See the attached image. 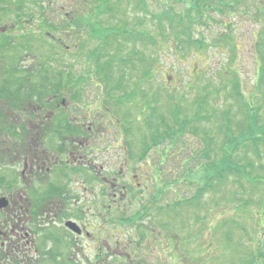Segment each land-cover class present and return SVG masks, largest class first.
Instances as JSON below:
<instances>
[{
  "label": "rangeland",
  "instance_id": "374dc122",
  "mask_svg": "<svg viewBox=\"0 0 264 264\" xmlns=\"http://www.w3.org/2000/svg\"><path fill=\"white\" fill-rule=\"evenodd\" d=\"M137 3L138 0H0V21L6 23L7 20H12L14 23L13 35L9 36L13 48L0 53L3 58L0 59V64L3 62L4 69L9 68L13 78L7 76V71L4 70L3 74H0V91H7L6 84L10 82L13 87L9 91L14 98L24 97L28 93L27 88L35 89L38 85H43L47 93L65 86L69 94L74 87L82 86H77L75 82L91 83V85L93 83L90 80L83 81L81 67H93L96 60L102 63L111 60L105 79L111 85L112 96L118 101H108L111 93L109 91L106 93L105 89H99V98L102 99V103L108 101L112 112H110V120L115 122L116 118H119L122 122L121 128L126 132L125 145L124 149L114 147L112 142L115 140L118 128L106 118L108 125L111 122L109 126L105 124L107 137L110 138L109 142L112 146L108 162L110 165L105 167L101 175L97 169L95 170L93 179L86 184L87 186L91 184L87 192L85 185L79 183L83 194L109 197L114 192L119 194L118 190L123 184H127L129 188L131 180L128 175L136 168L135 162H138V157L141 155L142 162L144 159H149L153 164L152 154L158 151L157 146L150 143V138L144 140L143 133L149 134V127L152 128V125L159 131H164L167 124L174 126L172 118L175 114H172L171 109L176 107L179 100H181L180 110L184 112L181 113V120L191 118L196 112L195 105L204 94L200 89L208 80L213 84L221 83L228 78H235L233 75L239 73L238 76H241L243 81L244 91L241 94L244 101L253 100L255 106L261 109L259 113H264V84L261 85L259 92L256 89L259 87L256 72L258 66L264 63L261 56L264 54V14L254 11L259 6V2H243L241 7H246L248 12L230 18L228 21L230 27L227 31H224L225 27L222 25L223 20H226L224 16L217 11L213 16L210 14L211 21L204 22L201 28L204 35L187 25L184 20L185 9L175 0H160V2L147 0L149 10L147 13L139 9ZM232 12L233 10L230 9L227 13ZM167 16L173 17L170 22ZM77 19L83 21L78 27ZM118 28H122L127 33L122 36L120 32L123 30ZM117 31L121 36L113 43L110 41L113 40L110 34L113 32L115 37L118 35ZM108 34L110 37L108 41L113 44L110 47H105L106 43L103 44L101 52L106 54H87L89 50L99 45V36L107 39ZM200 36L207 39L208 44L199 41ZM118 43L120 45H117ZM82 44H85L84 48H81ZM225 91L227 92L226 89ZM229 94L232 96L230 99L221 98V101L213 97L209 99L205 112H213V116L217 115L218 119L195 124L196 133L191 128L194 123H188L184 131L188 132L189 137L179 135L180 129L177 128L174 135L178 138L172 140V144L169 145L173 146L171 154H174L166 153L167 156L170 155L168 167L174 169L180 158L192 153L190 150L199 152L204 148V135H207L211 155H216L218 159L220 181L213 188L204 189L198 198H193L195 190L192 191V186L177 182L182 174L180 170L175 169L172 175L174 183L168 186L161 184L162 178L160 182L156 181L160 170L157 166L152 176L155 186L164 189L162 192L164 202H172L173 199L176 200L174 197H180L186 199V204L176 202L177 206L173 204L171 210L159 212L160 209L154 207V213L146 224L138 223V228L131 226L127 232L121 227L124 230L123 244L145 248L144 244L150 243V240L157 241L151 238L153 230L162 233L159 230L166 227L173 232L175 242L181 244L176 245L177 249L179 247L178 252L180 254V250L184 252L181 255L186 259L181 264H264L262 212L264 185L252 184L248 181L250 179L264 181V143H260L257 149L252 147L253 134L249 133L252 120L245 115V112L248 115L250 105L249 107L244 105L243 98H239L236 94ZM67 97L78 99L76 93ZM90 98L93 99L92 96ZM224 108H230V120L221 122L225 115ZM243 123L245 126L241 127ZM226 125L233 132L226 134L224 131L220 132V129ZM233 134L238 138H231ZM151 140L154 138L151 137ZM168 142L171 143L167 138L166 143ZM146 144L149 145L151 153L143 154L144 151L148 152ZM222 146L225 153H232L231 169L241 164L246 166L252 164L255 167L247 180L230 173L226 174L227 179L222 182L224 178L221 180V177L226 173L227 164L223 165ZM181 147L182 150L179 149ZM154 148H156L155 153ZM162 148L163 145L158 147L159 150ZM233 150L235 151L232 152ZM123 158L128 161L131 159V162L126 168L128 170L123 171L124 175H117L116 171H112L113 163L116 161L119 164ZM160 161L166 163L164 155H161ZM95 164L97 166V163ZM166 172L164 171L163 176L165 182L167 176L171 175ZM210 172L209 170L204 176L202 175V179L210 178L212 175ZM244 174H247V170ZM104 176H108L111 181L116 179L117 189L113 188L115 181L106 187L102 182ZM197 177L200 178L201 175L198 174ZM68 180L72 182L71 179ZM149 180H152L150 175ZM149 180L145 181L142 188L133 186V190L127 192L135 195L132 202L125 201L131 206L130 210L135 216L138 215V211H143L140 208L146 206L143 203L139 207L136 195L144 194L148 197L147 193L150 196L156 191L153 181ZM118 198L116 197V201ZM246 203L249 207L240 208ZM125 222H129L127 218ZM155 225L158 230L153 228ZM104 228H109V232L113 233L114 230L120 229V226L106 223ZM144 231L149 232L150 236H145L142 233ZM117 237L118 234L116 236L113 234L111 242L115 243ZM165 241L162 240L166 243ZM169 245H172L171 242ZM97 247L96 245L94 251L96 254ZM159 250L162 253V249ZM159 250L154 253L147 252L146 257L149 256L154 260H151L150 264H164V255L161 257L155 255ZM75 253L77 256L78 252ZM89 257H92L91 254ZM116 260L117 257H113L112 264ZM139 262L140 259L136 257L135 264Z\"/></svg>",
  "mask_w": 264,
  "mask_h": 264
},
{
  "label": "flooded vegetation",
  "instance_id": "af4514ba",
  "mask_svg": "<svg viewBox=\"0 0 264 264\" xmlns=\"http://www.w3.org/2000/svg\"><path fill=\"white\" fill-rule=\"evenodd\" d=\"M13 32L12 20L0 21V53L13 48L9 39ZM0 59L3 60L2 54ZM3 66L1 62L0 74L5 70L13 78L9 68ZM12 87L8 82L7 91H0V264H112L113 257H117L114 264H135L136 257L139 264H150L154 260L146 257L147 252L154 253L159 248L162 253L159 250L155 255H164V264L184 263L186 259L181 255L184 252H178L176 245L180 243L175 242L169 228L160 229L162 233L153 230L151 238L157 241L150 240L144 244L145 248L122 242L124 230L127 232L131 226L138 228L141 222L146 224L154 207L157 209L156 204L165 200L163 194L136 195L139 207L146 204L137 216L126 204L135 198L127 192L133 186L142 188L149 175L151 178L157 166L163 164L160 161L163 152L155 153L154 149L153 164L149 159L142 162L141 155H137L136 168L128 175L131 185L129 188L127 184L121 185L119 194L114 192L108 197L82 193L79 183L85 185L87 192L91 184H86L93 179L95 170L101 175L110 165L112 146L105 120L111 121V110L99 98L103 85L95 83L97 91L85 89L88 93L83 94L76 92L77 87L69 94L63 87L47 93L43 85H38L35 89L27 88L28 93L22 98L13 97L9 91ZM74 93L78 99H68L67 95ZM117 121V124L112 121L118 128L112 143L115 148L124 149L126 132ZM130 162L131 159L124 158L119 164L114 161L112 171L121 175ZM144 164L147 166L143 167ZM102 179L106 187L116 180L111 181L108 176ZM116 185L115 181L114 189ZM110 197L113 199L109 200ZM126 218L129 222H125ZM106 223L119 224L120 229L109 232V228H104ZM153 228L159 229L156 225ZM142 233L150 236L147 231ZM113 234L119 235L115 243L111 242Z\"/></svg>",
  "mask_w": 264,
  "mask_h": 264
},
{
  "label": "trees",
  "instance_id": "16d2710c",
  "mask_svg": "<svg viewBox=\"0 0 264 264\" xmlns=\"http://www.w3.org/2000/svg\"><path fill=\"white\" fill-rule=\"evenodd\" d=\"M158 1L160 2V0H158ZM175 1L177 3H179L180 5L182 3V6L185 9L184 20H185V22L188 23L187 25L189 27H194L196 32L201 31L200 28L203 25V23H202L203 19H207V21H209L210 20L209 15L212 14V16H213V14L216 13V11L221 13L224 16V18L226 19V20H223V23H224V26L226 27L225 31H227V29H229V27H230V22H228L230 18L235 17V16H239V15H243V14L248 12V9L246 10V7H241L243 2H245V1L259 2V6L254 11L264 14V0H175ZM147 5H148L147 0H138L137 7L139 9H142V11H144V13H147L149 11ZM230 9H232L233 12L228 14L227 12L230 11ZM182 16L184 17V15H182ZM167 18H168V21L170 22L173 17L167 16ZM174 19L176 21V18H174ZM176 22L178 24V21H176ZM82 23H83V21L80 22L77 19L76 26L78 27L79 24H82ZM72 28L75 29V27H73V25H72ZM118 29H122V28H118ZM104 31H102V32L103 33L108 32L107 30H106V32H104ZM116 33L118 35L115 37H114L113 32L110 34V36L113 39L110 41H113V43H114L116 38L120 37L121 35L124 36L127 32L123 30V32L122 31L120 32L121 35L119 34L118 31ZM97 35H98V33H97ZM98 39H100L99 45L96 46L95 49L89 50V52L87 54H106V53L101 52L102 51L101 48L103 47V44L106 43L107 46L104 45L105 47H110V45L113 44V43H110V41H108L110 39L109 34L107 36V39L101 38L100 36L98 37ZM199 41H201L202 43L208 44L207 39H203L202 36L199 37ZM100 45H102V46L99 47ZM117 45H120V43H118ZM84 47H85V44H82L81 48H84ZM261 56H262V60L264 61V54H261ZM109 61H111V60H109ZM109 61L102 63V62L96 60L95 61L96 64H94V65L99 66L103 69H106L110 66ZM106 63H107V65H106ZM263 72H264V63L258 66V71L256 72V81L259 84V87H256L258 92L261 90V85L264 84ZM234 73H236V72H233V74ZM238 74L233 75L235 78H228L226 81L224 80L221 83L215 82V84H213L211 82V80H208L207 83L202 85L203 87L200 89V92H203L204 94L199 98L197 104L195 105V107H196L195 114L191 118H188L187 120L186 119L181 120V118H182L181 113H184V112L180 110V104H181L180 101L181 100H179L176 107H173V109H171L172 114H175L174 117L172 118L174 126L167 124L164 131H159L158 128H156L152 125V128L149 127L151 137H154V140L157 143H160L159 145H161L163 142H165L167 138L170 139L171 143H172V140L178 138L177 136L174 135L175 132L177 131V128L180 129V132H178L179 135L181 134V136L186 135L187 137H189L188 132L184 131L185 126H186V128L188 127L187 126L188 123H191V122L194 123V125L191 128L193 129V132L195 131V133H196V125L195 124L200 123L201 121L203 122V121H211L212 119H218L217 115L213 116V112H208V111L205 112V109L208 107L209 99L212 97L215 100L218 99L219 101H221V98L230 99L232 96L229 93L236 94L239 98H242L243 95L241 94V92L243 90V81H242V77L238 76ZM225 89L227 90V92L225 91ZM197 96H199V95H196V97ZM201 103H202V105H201ZM245 105H247L248 107L250 105V110L248 111V115L246 112H245V115L247 116V118L249 116V118L252 120V125L250 126L249 133L253 134L252 147H254V149H257V147L259 146L260 143H264V113L263 112L259 113V111L261 109L258 108L257 106H255L253 100L249 101V99H248L247 103H245ZM224 111H225L224 112L225 115L222 118L221 122L228 120L229 115H231L230 108H227V109L224 108ZM151 120L153 121V118ZM223 124H225V123H223ZM244 126H245V124L243 123L241 125V127H244ZM223 131L225 132V134L228 132H233L229 128L228 125L223 126L220 129V132L223 133ZM181 136H179V137H181ZM231 138L237 139L238 137L233 134L231 136ZM204 143H205L206 147L204 145V148H201L199 150V152H195V151L190 150V152H192V153H190V155L186 156V172H185L186 175L184 178L186 179V184L192 186V191L195 190L193 198H198L204 189H211L214 187V185L217 182L220 181V178H219L220 174H219V171L217 169V167H218V161L217 160L218 159H217L216 155L215 156L211 155L212 153H211V150L208 146L209 141L207 139V135H204ZM234 151L235 150H233L232 152H234ZM248 151L249 150H247V152ZM221 152H223V158H222L223 159L222 161H224L223 165H225V163H227L225 165L226 173L221 177V180L224 178L222 182L226 181L227 175H229L230 173H235L236 175L242 177L244 180H247L249 175L252 174V172H253L252 170H255V167H253L252 164H250L249 166H246L245 164H241V165H238L237 167H233L231 169L230 163L232 162L231 161L232 153H230V154H228V152L225 153L223 146H222ZM251 166H252V168H251ZM207 168H209V169H207ZM209 170L211 171L210 173L212 174L211 177L207 178V179H202V175L204 176V174L206 172H209ZM245 170H247V174H244ZM198 174L201 175L200 178L197 177ZM256 176H258V175L256 174ZM248 181H250L252 184L261 183L264 185V181H258L256 179H252V180L250 179ZM191 184H194L196 186L191 185ZM243 202H248V201H243ZM242 207L247 208V207H249V204L246 203V204L240 206V208H242ZM257 225L258 224H256V226ZM258 227H259V225H258Z\"/></svg>",
  "mask_w": 264,
  "mask_h": 264
}]
</instances>
